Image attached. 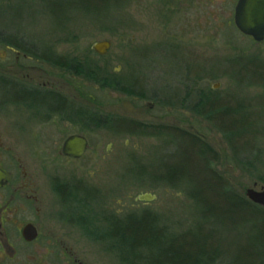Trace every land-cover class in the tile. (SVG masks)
Masks as SVG:
<instances>
[{
    "label": "rangeland",
    "instance_id": "obj_1",
    "mask_svg": "<svg viewBox=\"0 0 264 264\" xmlns=\"http://www.w3.org/2000/svg\"><path fill=\"white\" fill-rule=\"evenodd\" d=\"M74 1L72 4L84 5L68 9L60 20H55L43 11L54 0H0V22L10 24L7 32L16 30L25 39L38 40L64 56L86 57L98 76L139 82L142 90L155 88L156 92L162 91L158 93L161 96L181 87L183 91H228L252 104L264 102L261 85L239 87L221 68L236 54H253L264 61V38L255 40L234 24L236 0H118L114 4V0ZM88 6L91 11L85 12L82 7ZM105 38L111 40L106 53L91 48L93 41ZM30 66H41L42 71ZM16 69L30 78L35 76L33 83L47 80L61 85L88 112L113 113L193 130L218 150L216 167L233 189L245 195L246 187L254 183L264 186L263 103L251 107L259 117L260 131L252 140L253 166H248L235 159L215 125L188 107L159 104L151 98L102 87L91 78L64 72L31 55L22 56L20 49L0 41V73L21 77ZM29 113L16 104H0V161L4 159L7 167L15 161L23 165L44 195L47 207L41 214L39 238L24 244L18 259L0 258V264H126L109 237H97L106 228L104 216L147 208L157 214L158 224L171 231L183 230L194 220L195 204L186 183L170 186L145 168L161 158L163 137L113 131L88 121L82 132L88 138L87 149L81 157L73 158L61 153L64 133L49 127L45 135H37L38 121L29 118ZM53 178L72 185L73 202L72 197L67 203L60 201L57 190L52 189ZM81 182L89 196L74 188ZM144 192L153 197L138 198ZM72 207L78 209L81 219H86V232L76 217V222L68 219ZM251 235L246 229L236 233L218 228L214 238L225 248L226 256L240 254L243 258L242 252L257 259L264 257V246L255 240L252 243L247 238Z\"/></svg>",
    "mask_w": 264,
    "mask_h": 264
},
{
    "label": "trees",
    "instance_id": "obj_2",
    "mask_svg": "<svg viewBox=\"0 0 264 264\" xmlns=\"http://www.w3.org/2000/svg\"><path fill=\"white\" fill-rule=\"evenodd\" d=\"M62 1L54 0L52 4L46 6L44 13L47 12L53 19L60 20L68 9H75L76 5H84L72 4L74 0H64L65 3ZM117 1L114 0L113 4ZM89 8V6L82 7L85 12L91 11ZM9 25L0 22V41L4 44L43 58L52 64L77 65L79 71L102 87H111L127 94L151 98L159 104L188 107L221 131L238 162L253 166L255 147L252 148V140L259 133L260 127L259 117L251 107L257 103L264 104L261 100L252 104L228 91L224 93L202 89L183 91L181 87L174 89L170 94L165 91L166 93L163 92L161 96L158 93L162 94V91L156 92L155 88L142 90L144 89L141 88L142 85H137L139 82L124 81L115 76L109 78L98 76L86 59L85 62L80 63L75 57L64 56L38 40L25 39L16 30L7 32ZM164 50L171 52L167 47ZM221 68L237 86L259 84L264 93V61L258 56L236 54L223 62ZM32 94V89L26 84L5 78L0 73V104L6 97L16 101L19 97L28 99ZM87 118L96 125L110 123L118 126L121 131L163 137L164 150L161 158L152 166L145 168H148L147 171L150 170L156 178L165 180L170 186L185 182L187 193L194 200L196 216L188 227L180 231H171L166 225L158 224L157 214L147 208L127 211L121 215L110 213L109 216H104L106 228L99 231L97 237H109L114 247L116 244L119 258L123 262L126 264H264L262 256L257 259L242 252L243 258L240 254L224 255L225 248L214 238L218 228H228L236 233L246 229L252 232L251 237H247L252 243L255 240L264 246V206L231 187L228 179L216 167L219 159L218 150L201 134L178 125L154 122L145 124L118 115L101 116L95 112H88Z\"/></svg>",
    "mask_w": 264,
    "mask_h": 264
},
{
    "label": "flooded vegetation",
    "instance_id": "obj_3",
    "mask_svg": "<svg viewBox=\"0 0 264 264\" xmlns=\"http://www.w3.org/2000/svg\"><path fill=\"white\" fill-rule=\"evenodd\" d=\"M22 56H30V54L22 51ZM33 57H36L42 62L50 63L43 58L37 56ZM74 57L75 60L79 61L80 63L85 62L86 59V57L85 59H80L76 56ZM50 64L61 70L63 69L62 71L64 72H70L82 77H86L85 74L79 71L77 65L66 66L52 63ZM19 67L22 68L28 66L21 65ZM30 68L35 69L37 72L42 71L41 66H30ZM13 72H15V70H13ZM16 72L21 74L19 75L21 77L8 75L3 72L1 74L5 78L17 80L23 84H26L32 89L33 94L28 99L19 97V99H16V101L12 99L9 100V97H6L2 104H16L17 106H21L28 113L30 112L29 118L32 116L35 118V122L38 121V125H36L38 127L36 130L38 132L37 135H45V132L49 127H51L55 132L62 131L65 137L73 133L85 135L82 132H84L83 126L86 124V122H88V110L86 106H83L81 103H77V98L70 97V93L66 92L61 85L56 86L55 83L47 80H38L37 83H33L31 79L35 78V76L30 78L29 74H22L20 73L19 69H16ZM42 78L44 77H40L39 79ZM97 114L101 116H107L108 113ZM110 115L114 116L115 114L111 113ZM129 118L145 124H150L152 122L139 118ZM27 120L28 118H26L25 121ZM98 125L108 126L113 131H121L118 129V126L112 125L110 123ZM132 134L138 133L133 132ZM84 152L82 154H84ZM82 154L79 157H81ZM66 156L79 158L70 155ZM0 157L2 156L0 155ZM19 166L21 167V174L18 175L17 169ZM0 169L4 172L3 182L0 185V258L2 259L6 257L8 259L16 260V258L18 259V256L21 254V249L24 244L26 245L34 243L39 238L41 214L45 211L47 204L45 205V200L43 199L44 195L39 192V188L36 186L37 183L34 181V178L30 177L31 174L25 170L23 165H17L15 161L8 164L7 167V165L4 164L3 159V161H0ZM56 180L57 179L53 178L52 189L53 191L54 188L57 190L60 201L62 200L67 203V200L72 197L70 192L72 190V185L69 182L64 183L58 180L55 182ZM74 188L83 193L85 196L87 195V188L83 186L82 182L76 183ZM73 200L74 197H72L71 201L73 202ZM82 200L83 202L86 200L84 196ZM48 206L50 207L49 204ZM70 213L74 217L70 216L68 219L75 222L78 220L79 226L84 229V232H86V227L84 225L86 219H81V216L77 215L78 209L72 207ZM75 217L76 220H74ZM32 232L35 233V236L31 239L27 238L26 236L32 234Z\"/></svg>",
    "mask_w": 264,
    "mask_h": 264
},
{
    "label": "water",
    "instance_id": "obj_4",
    "mask_svg": "<svg viewBox=\"0 0 264 264\" xmlns=\"http://www.w3.org/2000/svg\"><path fill=\"white\" fill-rule=\"evenodd\" d=\"M233 21L235 26L244 34L250 35L255 40L264 38V0H236L233 10ZM111 44L110 39L95 40L91 48L100 54L107 52ZM87 137L82 134L73 133L66 136L61 144V152L66 155L79 157L86 149ZM4 172L0 169V185L3 182ZM245 195L252 201L264 206V186L259 187L254 183L245 189ZM153 195L147 192L138 194V198L150 199ZM35 233L27 235L31 239Z\"/></svg>",
    "mask_w": 264,
    "mask_h": 264
}]
</instances>
